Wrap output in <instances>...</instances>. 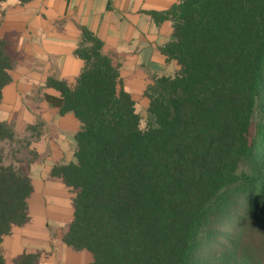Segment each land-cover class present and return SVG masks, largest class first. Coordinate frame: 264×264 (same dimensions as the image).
Segmentation results:
<instances>
[{"label":"trees","instance_id":"trees-1","mask_svg":"<svg viewBox=\"0 0 264 264\" xmlns=\"http://www.w3.org/2000/svg\"><path fill=\"white\" fill-rule=\"evenodd\" d=\"M152 13L172 21L163 52L178 68L141 88L145 127L120 62L87 28L75 81H46L60 91L47 99L81 123L74 160L51 170L73 201L62 240L92 264H264V126L251 130L264 95V0H177ZM19 38L0 33V107L29 62ZM50 129L36 114L21 126L0 118V264H44L42 250L11 254L6 241L30 218L31 165Z\"/></svg>","mask_w":264,"mask_h":264},{"label":"crops","instance_id":"crops-1","mask_svg":"<svg viewBox=\"0 0 264 264\" xmlns=\"http://www.w3.org/2000/svg\"><path fill=\"white\" fill-rule=\"evenodd\" d=\"M7 1L12 6L0 33H18V48L29 62L17 68L13 81L4 87L0 118L11 119L32 102L34 114L51 129L36 144L42 158L31 165L35 190L29 197L30 218L13 227L6 246L11 254L22 248L42 250L44 264H92V252L74 249L62 240L63 229L73 219V201L64 183L51 177L55 162L74 160L75 134L81 123L73 112L62 114L57 99H47L58 98L60 91L46 81L52 76L75 81L84 64L76 48L87 28L102 39L104 51L120 62L121 77L134 98L144 99L140 90L151 74H173L178 68L163 52L173 38L172 21H158L152 13L177 0Z\"/></svg>","mask_w":264,"mask_h":264},{"label":"rangeland","instance_id":"rangeland-1","mask_svg":"<svg viewBox=\"0 0 264 264\" xmlns=\"http://www.w3.org/2000/svg\"><path fill=\"white\" fill-rule=\"evenodd\" d=\"M12 6V3H10L9 1H6L3 5V10L7 11V9L9 7ZM27 106V107H26ZM139 106L141 109V115H142V120H141V125L142 127H145L146 122H147V107H148V100L146 98L139 100ZM25 109L24 110H20L19 112H16L14 115L12 114V118L14 117L16 123H18V125H24L25 122H30L33 120V114L34 111H32L34 109V103H29L25 105ZM257 107H258V118L257 121H260L259 124H253L251 130L252 132H257L258 131V125L259 127L262 125L264 126V120H263V115H264V95H262L259 98V101L257 102ZM20 125V126H21ZM264 128V127H263ZM226 228H229L228 225L225 226ZM11 259V257L9 258V260Z\"/></svg>","mask_w":264,"mask_h":264}]
</instances>
